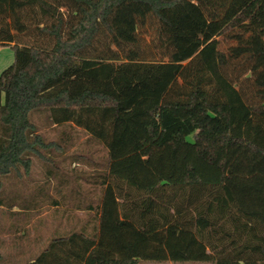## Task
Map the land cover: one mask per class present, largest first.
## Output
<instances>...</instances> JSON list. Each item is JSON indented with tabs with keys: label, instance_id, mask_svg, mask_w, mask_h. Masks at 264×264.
<instances>
[{
	"label": "trees",
	"instance_id": "16d2710c",
	"mask_svg": "<svg viewBox=\"0 0 264 264\" xmlns=\"http://www.w3.org/2000/svg\"><path fill=\"white\" fill-rule=\"evenodd\" d=\"M253 1L0 0V208L39 160L86 214L26 264H264V0L226 31Z\"/></svg>",
	"mask_w": 264,
	"mask_h": 264
},
{
	"label": "rangeland",
	"instance_id": "374dc122",
	"mask_svg": "<svg viewBox=\"0 0 264 264\" xmlns=\"http://www.w3.org/2000/svg\"><path fill=\"white\" fill-rule=\"evenodd\" d=\"M259 0H254L243 13L237 17L226 29L229 30L241 24L251 22V17L255 6ZM148 40L147 36L143 37ZM14 52L11 47H0V78L9 73L13 63ZM219 60L223 61L224 56L219 55ZM262 109V108H261ZM260 106L251 107L252 112L259 114ZM39 131L49 140L57 137V131L51 127H46L41 118H37ZM74 146L69 150L88 149L85 145V134L76 130L72 132ZM191 140V138H188ZM80 168V166L78 167ZM47 165L39 160H33L27 176H22L19 180H5L4 192L13 197L34 198L33 209L24 210V213H9V208H0V239L4 241L0 252H14L13 241H18L28 254H35L40 250L47 240L55 233H63L67 230V225L77 227L86 220L83 211L74 210L66 203L64 206L60 200V195L55 191L56 182L47 173ZM58 202L55 205L53 202ZM91 259H89L90 261ZM86 264H90L86 262ZM139 264H215L211 262H153L140 261Z\"/></svg>",
	"mask_w": 264,
	"mask_h": 264
},
{
	"label": "crops",
	"instance_id": "0c3cea01",
	"mask_svg": "<svg viewBox=\"0 0 264 264\" xmlns=\"http://www.w3.org/2000/svg\"><path fill=\"white\" fill-rule=\"evenodd\" d=\"M65 166V168L68 167L67 162H65L63 164ZM54 182H56V180H54ZM61 191V193H65L68 189H66L65 187H62V189H60V187H58L57 185H55V191ZM64 206H66V203L63 204ZM9 213H24V210L17 208V207H13L11 209L8 210ZM81 225V223L77 226V227H70L69 224L67 225V230L65 232L61 233H55L53 234V236L47 240L46 244H44V246L38 250L35 254H28L26 253V251H24V249L22 248V245L20 244V242L13 241V243L11 244L12 247L15 249L14 252H0V264H26V263H31L34 261V259L45 249V247L47 246L48 242L56 236H61V235H65L68 232H72L75 231L79 228V226ZM4 245V241L2 239H0V247H3Z\"/></svg>",
	"mask_w": 264,
	"mask_h": 264
}]
</instances>
